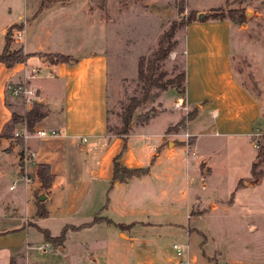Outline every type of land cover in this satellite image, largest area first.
Returning a JSON list of instances; mask_svg holds the SVG:
<instances>
[{
	"label": "crops",
	"instance_id": "1",
	"mask_svg": "<svg viewBox=\"0 0 264 264\" xmlns=\"http://www.w3.org/2000/svg\"><path fill=\"white\" fill-rule=\"evenodd\" d=\"M194 1L191 8L198 13L203 7L218 5L221 0L207 4L203 0ZM239 2L242 5L244 0ZM48 7L41 5V0H0V50L6 29L10 26L13 29L19 23V27L24 25L25 33H22L24 39L17 46L20 45L23 53H26L23 61L10 66L0 61V133H3L0 135V178L13 175L14 179L22 180L24 191L21 205L15 202L14 197L10 201L11 208L6 207L4 212H0V264H112L113 258L110 259L109 255L113 252L102 242H99L100 246H104L100 248V253L104 252V257L101 254L98 259L95 253L90 254L93 252L90 250L92 241H100L102 237L87 240L90 247L84 246L85 240H69L71 245L67 248L68 235L81 228L65 232L63 241L53 245L50 250L46 249L44 257L33 253L40 241L46 246L51 244L43 240L42 233L36 227H44L38 223L41 219H91L93 216L109 219L111 222L92 223L82 230L104 225L117 228V235L109 242L112 248L117 249L114 253H117L118 258L123 253L130 254V251L131 254L136 252L135 256L142 254L141 257H145V246L149 241L128 233L127 226L148 222L139 217H149L150 213L156 216L162 212V207L173 202L184 200L187 203L188 217L193 220L189 228L202 232L199 219L203 221V215L223 213L229 209L227 205L235 202L233 192L239 186L237 183L240 177L236 179L229 194L217 195L216 189L221 180L220 176L215 177L213 174L214 169H235L246 163L250 175L251 165L257 160L256 150L250 153L249 140L252 128L260 116L261 103L232 71L229 19L199 20L198 14L196 19L183 26V91L171 88L180 95L189 114L178 130L168 128L180 119L175 117L160 130L145 128V121L137 127L129 126L127 133L120 134L107 130L105 57L101 53L92 52L78 58L70 56L68 61L51 63L42 54L61 52L69 55L67 49H64V31L60 27H47L44 25L46 21L42 19L47 11L53 12L55 8L60 11L66 5H53L51 9ZM55 18L52 14L51 24ZM207 43L211 47L210 56L214 59L212 69L190 71L188 60L191 61V53L196 56L198 52H207L203 50ZM200 56L201 53L197 58ZM197 63L198 66L202 65L200 60ZM32 68L37 71L29 76ZM43 68L47 71H41ZM21 81L28 82L36 89L35 101L41 103L47 113L34 123L30 129L32 133L23 141L32 154L25 160L20 158L23 163L19 165L17 158L20 154L17 155L16 150L22 139L13 136L12 131L22 129L24 122L11 120L13 110L5 99V85ZM30 106L27 104L26 110ZM207 118H212L210 124ZM7 125L8 129L4 132ZM37 128L54 129L58 133L38 136L34 132ZM185 132L188 133L187 137ZM188 138L190 143L187 142ZM228 142L234 147L228 149ZM244 146L248 147L247 153L239 154L240 147ZM115 155L121 165L128 168L146 167V172L131 175L121 181L112 180V160ZM37 163L49 165L51 178L45 186L41 185L37 176ZM148 175L167 184L180 179L184 185L169 199L165 197V202H162L160 196L153 197L150 202L139 201L136 196L137 182ZM260 178L254 182L246 181L245 186L260 181ZM190 184L194 186L190 188ZM11 186L8 185V189ZM203 186L209 187V200L201 196L198 188L203 189ZM40 192L44 193L40 204L45 214L38 218L35 212ZM142 192L145 200L147 190L144 188ZM163 192L167 195L165 190H160V195ZM192 205L197 206L196 212L191 209ZM117 223L124 224L125 229L118 227ZM121 233L125 238H121ZM62 251H66L64 255ZM180 253L175 254V257L178 258ZM198 258L195 252L188 249L179 260L182 264H202ZM229 263L264 264L263 261Z\"/></svg>",
	"mask_w": 264,
	"mask_h": 264
},
{
	"label": "rangeland",
	"instance_id": "2",
	"mask_svg": "<svg viewBox=\"0 0 264 264\" xmlns=\"http://www.w3.org/2000/svg\"><path fill=\"white\" fill-rule=\"evenodd\" d=\"M213 1L203 0L205 4ZM239 1L241 0H221L218 5L203 7L198 13L196 9L191 8L195 3L194 0H41V5L45 7L66 5L63 8L65 11H61L63 9L59 11L57 8L53 12L49 10L42 19L46 21L44 25L47 27H60L64 31L63 35L66 34L64 49H67L69 56L78 58L81 55L95 52L105 57L107 71L104 92L105 108L107 130L111 133L119 129L120 114L129 98L142 96L141 81L137 78L136 72L137 57L154 50L159 36L167 29L170 22L184 19L190 9L197 17L198 14L200 16L217 8L216 12L224 14L230 21L232 71L252 96L261 103L260 116L250 133L251 153L256 150L264 138V0H244L242 5ZM50 7L48 8L51 9ZM181 7L183 9L180 10ZM52 14L56 17L53 24L50 23ZM18 24H15L14 30L11 26L7 28L11 34L8 44L10 50L20 47L17 45L24 39V34L22 35L25 33L24 25L19 27ZM21 28H23L21 37L12 43L15 40L12 33ZM182 33L183 25L176 26L172 35V38L176 40L174 47L165 58L158 61L154 73L163 72L160 81L184 68L182 67ZM210 48V44L207 43L203 46V50L207 52H198L196 56L191 53V61L188 60L190 71L212 69L214 59L210 56ZM199 53L202 56L197 58ZM198 60L201 61V66L197 65ZM41 71L47 70L43 68ZM9 84L13 83L9 82L5 85L6 102L15 113L23 114L26 105H32V103L26 104L20 97L11 96L7 88ZM171 87L173 86L166 85L164 88L151 86L144 101L134 108L131 119L133 123L130 122V128L131 126L137 127L146 121L145 128L156 131L175 117L188 118L186 114L188 109L185 111L173 106V102L181 101V97ZM207 119V123L210 124L212 118ZM7 129L8 125L3 131ZM171 129L178 130V127L172 128L171 126ZM19 142L17 155L21 153L23 146V141L19 140ZM233 147L234 145L228 142L227 148ZM247 148V146L240 147L239 154L243 152L246 154ZM20 158L21 156L18 155L19 165L23 163ZM255 160L251 165L250 175L246 163L243 166H236L235 169H227V167L214 169L213 174L215 177L220 176L221 180L219 188L216 189L217 195L229 194L238 177H240L239 186L233 192L235 202L227 205L229 209L223 213L203 215V221L199 219L198 224L202 232L189 228L193 220L188 217L187 203L181 200L179 203L173 202L169 206L162 207V212L156 216L150 213L149 217H139L143 221H148L146 223L127 226L128 233L149 241L145 246L147 250L145 257H141L142 254L135 256L136 252L131 254V251L130 254L123 253V255L120 254L122 257H116L117 253L114 252L117 249L112 248L109 240L117 235V228L110 225L97 226L90 230H82V228L92 223L81 227L80 230L68 235L66 246L68 248L71 245L69 240H85L84 246L90 247L87 240L102 237L100 241H92L90 250L92 249L93 252L90 254L95 253L94 256L98 259L101 258V254L104 257V252L100 253V248L104 246H100L99 242H102L113 252L109 255L110 259L113 258L112 264H182L179 259L184 257V251L186 253L188 249L197 254L198 261L201 260L202 264H215V262L216 264H233L229 263L232 261L264 262V158L263 160L255 158ZM21 174H23L22 171ZM260 174H263L261 178ZM14 178L13 175L0 178V212H4L6 207L11 208L10 201H13L14 197L18 205L22 203L24 192L22 180ZM258 178L260 181L245 186L246 181L254 182ZM175 181L177 183L167 184L163 180H157L153 175L145 176L137 182L138 194L136 196L139 201L147 202L152 201L155 196H160L162 202H165V197L169 199L180 186L184 185L180 179ZM8 185H12V188L8 189ZM188 186L191 188L194 185ZM144 188L147 190L145 200H143L144 193L142 192ZM198 189L203 199L209 200V187L203 186V189ZM160 190H165L167 195L164 192L160 195ZM191 207L194 212L198 210L196 205ZM89 219L85 217L56 221L41 219L38 223L47 227L51 234H58L65 223L77 225ZM106 222L105 219L97 218L93 224ZM120 236L125 238L123 233ZM172 243L180 247L181 253L178 258L175 257ZM44 244L43 241L38 244L44 250L37 246L32 252L44 257L46 249H52L51 247L56 245L51 243L49 247H44ZM65 252L62 251L61 254L64 255Z\"/></svg>",
	"mask_w": 264,
	"mask_h": 264
},
{
	"label": "trees",
	"instance_id": "3",
	"mask_svg": "<svg viewBox=\"0 0 264 264\" xmlns=\"http://www.w3.org/2000/svg\"><path fill=\"white\" fill-rule=\"evenodd\" d=\"M181 9L183 8L181 7L180 10ZM216 10L217 8H213L211 9L210 12H207L199 16L198 19L199 20H205L206 18L221 19L225 17L224 14L220 12H216ZM193 13L194 11L190 9L184 19H181L179 21H171L167 29L164 30L159 36L157 40L156 48L146 55L141 54L137 57L136 72H137V78L141 81L142 96L139 98L138 97L129 98L128 103L124 105L121 111L120 114L121 125L115 133L124 134L128 132L130 122L132 119V112L140 102L144 101V98L147 96L148 90L151 86H154L155 88H164L166 85H171L178 92L183 91V80H184L183 69L170 77H166L162 81H160V79L163 76V72L162 71H158L156 73L154 72L155 69L157 68L158 61L165 58L176 43V40L172 38L175 27L178 25L184 26L188 22L196 19L197 17ZM10 39H11V34L9 32V29H7L6 32L4 33V44L2 49L0 50V61L4 62L7 66H10L15 62L23 61L26 57V53H23L21 47H17L11 50L8 49V44ZM42 54L47 56L48 60L51 63H55L58 61H68L70 58L68 54H64L61 52H42ZM46 113L47 110L46 108H43V105L41 103L33 101L32 105L27 110H25L23 114L15 113L12 111L11 120L15 122L21 120L24 122L25 126L28 129H31L34 123L40 120L41 118H43L46 115ZM186 114H189L188 111ZM182 123H183V118L179 119L174 125H172V128L179 127ZM168 128H171V126ZM1 134L3 133H0V135ZM187 142L190 143L191 140L188 138ZM255 158H258L260 160L264 158V138L256 148ZM36 167H37L36 169L37 176L40 178L42 186H45L51 178L49 165L46 163H37ZM145 172H146V167L128 168L121 165L117 161V155L113 157L112 174H111L112 180L121 181L131 175H139ZM237 184H239V182ZM40 202L41 200H38L37 208L35 212L36 217L38 218L44 216L45 214V210L43 209L42 204H40ZM97 218L104 219L103 217L93 216L89 221H84L81 224H77V225L65 223L61 227V230L57 235H51L46 227H40L38 225H36V227L42 233V237L44 241L57 245L63 241L65 236V231L67 229H78L84 226H88L94 221H96ZM106 221L111 222L109 219H106ZM117 226L120 227L121 229L125 228V225L121 223H117Z\"/></svg>",
	"mask_w": 264,
	"mask_h": 264
},
{
	"label": "built area",
	"instance_id": "4",
	"mask_svg": "<svg viewBox=\"0 0 264 264\" xmlns=\"http://www.w3.org/2000/svg\"><path fill=\"white\" fill-rule=\"evenodd\" d=\"M21 33H22V29H17L12 33V36L15 39H18L21 37ZM37 70L34 68L31 69L30 71V75L29 76H33V73H35ZM8 90L9 93L13 96L16 97H20L24 103H32L33 101L36 100L37 94H36V89H34V87H32L28 82L26 81H21L19 83H15V84H9L8 85ZM173 106L178 107L180 109L183 110H187V106L186 104L181 100V101H174L173 102ZM23 127L22 129H17L12 131L13 136H18L21 137L22 141H25L27 137L30 136V134L32 133V131L30 129H28L25 124L23 123ZM35 134L38 136H42V135H56L58 133L57 130L54 129H42V128H37L34 130ZM185 136H188V133H184ZM81 139H84V137H81ZM254 146H256V144L254 143ZM32 152L29 151L26 147V145L23 143V146L21 148V153L20 156L23 160L27 159L29 157V155H31ZM46 246V244H44V247ZM172 247L174 249L175 254H179L181 252L180 247L176 244V243H172ZM39 249H44L41 248V246H38Z\"/></svg>",
	"mask_w": 264,
	"mask_h": 264
},
{
	"label": "water",
	"instance_id": "5",
	"mask_svg": "<svg viewBox=\"0 0 264 264\" xmlns=\"http://www.w3.org/2000/svg\"><path fill=\"white\" fill-rule=\"evenodd\" d=\"M37 197L39 200H42L44 198V193L40 192Z\"/></svg>",
	"mask_w": 264,
	"mask_h": 264
}]
</instances>
